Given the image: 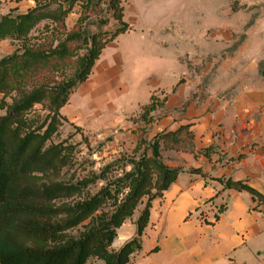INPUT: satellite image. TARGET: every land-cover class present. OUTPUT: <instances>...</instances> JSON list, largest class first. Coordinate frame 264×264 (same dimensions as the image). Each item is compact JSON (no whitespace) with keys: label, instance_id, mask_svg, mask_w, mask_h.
Masks as SVG:
<instances>
[{"label":"trees","instance_id":"16d2710c","mask_svg":"<svg viewBox=\"0 0 264 264\" xmlns=\"http://www.w3.org/2000/svg\"><path fill=\"white\" fill-rule=\"evenodd\" d=\"M33 1L25 11L14 8L0 16V42L10 39L18 44L0 58V112L4 111L0 113V264H87L92 258L104 264H129L142 248L152 201L186 170L167 165L162 152H195L192 124L148 139L152 113L164 106V100L152 96L143 107L140 121L145 125L138 126L132 154L121 153L98 172L85 173L88 167L79 159L78 145L69 138L52 139L67 119L61 110L89 78L103 49L131 29L125 20V0ZM104 4L118 26L110 33H87L83 24ZM77 6L81 15L68 29L66 20ZM100 22L107 23L102 18ZM42 23L43 32L33 37ZM260 73L264 75V68ZM38 104L47 111L43 117L35 110ZM213 150L210 146L198 154L210 157ZM187 171L207 176L200 167ZM218 180L225 188L247 191L258 204L264 203V193L247 182ZM144 199L135 236L114 249L118 229Z\"/></svg>","mask_w":264,"mask_h":264},{"label":"crops","instance_id":"0c3cea01","mask_svg":"<svg viewBox=\"0 0 264 264\" xmlns=\"http://www.w3.org/2000/svg\"><path fill=\"white\" fill-rule=\"evenodd\" d=\"M119 36L106 45L89 78L76 88L75 99L80 106L88 104L97 110L118 98L124 108L137 106L140 101L144 107L154 96L150 90L167 84L175 92L180 85L174 75L179 68L171 74L159 73L144 83V69L134 62L135 57L138 48L146 45L157 51V40L123 42ZM143 91L147 92V98L139 99L138 94ZM167 96L159 99L164 100L163 108L152 114L163 111L162 117L166 116L164 120L170 126L155 134L190 123L196 151L162 152L167 165L186 170L162 197L152 201L142 248L133 253L129 264H264V203L258 204L247 191L225 188L218 180L220 177L243 180L264 193V125L252 119L256 103L241 95L228 111L221 109L212 115L206 109H198L195 114L192 107L181 116L170 117L168 114L178 107L175 103L167 104ZM156 120L155 117L148 124V132ZM210 146L214 147L210 157L198 154ZM192 167L202 168L207 176L188 172ZM145 201L118 229L114 249L135 236L136 220ZM87 264L104 263L92 258Z\"/></svg>","mask_w":264,"mask_h":264},{"label":"rangeland","instance_id":"374dc122","mask_svg":"<svg viewBox=\"0 0 264 264\" xmlns=\"http://www.w3.org/2000/svg\"><path fill=\"white\" fill-rule=\"evenodd\" d=\"M33 5L31 0H0V16L14 8L25 11ZM123 5L131 29L118 39L158 42L157 51L147 45L138 48L134 62L144 69V83L159 73L171 74L179 68L174 74L180 81L175 92L167 84L150 90L158 99L168 95L167 104L177 105V110L168 114L170 117L181 116L192 107L195 114L198 109H206L212 115L221 109L228 111L237 96L247 95L249 101L256 103L252 119L264 125V75L260 73L264 68V0H125ZM102 7V11L91 12L83 24L87 33H110L118 26L107 5ZM80 15L81 8L77 6L66 20L68 29L74 27ZM101 18L107 23H101ZM43 30L44 23L32 33L33 37ZM17 46L10 39L1 41L0 58ZM72 72L68 69L67 74ZM76 93L77 89L61 110L67 119L52 141L69 138V142L77 144L79 159L88 167L85 173L90 169L98 172L121 153L132 154L138 126L145 125L140 121L143 103L124 108L115 98L92 110L88 104L77 103ZM128 98L132 100L133 96ZM138 98L146 99L147 92L139 93ZM184 103L192 104L185 107ZM35 110L42 117L47 113L40 104ZM163 113L160 110L154 114L158 121L149 126L148 139L169 128Z\"/></svg>","mask_w":264,"mask_h":264}]
</instances>
